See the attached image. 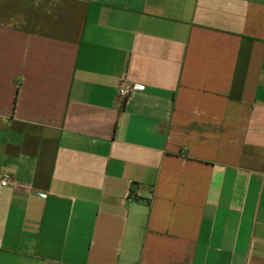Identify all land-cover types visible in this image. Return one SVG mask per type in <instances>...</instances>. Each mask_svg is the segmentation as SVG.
<instances>
[{"label": "crops", "instance_id": "obj_1", "mask_svg": "<svg viewBox=\"0 0 264 264\" xmlns=\"http://www.w3.org/2000/svg\"><path fill=\"white\" fill-rule=\"evenodd\" d=\"M5 175L0 264H264V0H0Z\"/></svg>", "mask_w": 264, "mask_h": 264}, {"label": "built area", "instance_id": "obj_2", "mask_svg": "<svg viewBox=\"0 0 264 264\" xmlns=\"http://www.w3.org/2000/svg\"><path fill=\"white\" fill-rule=\"evenodd\" d=\"M138 86L129 83L127 80H123L118 87V97L120 99H125L131 92H133ZM9 176L5 175L3 176L0 185L6 186L8 184Z\"/></svg>", "mask_w": 264, "mask_h": 264}]
</instances>
